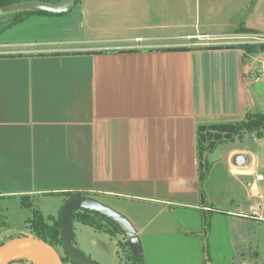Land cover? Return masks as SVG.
Returning <instances> with one entry per match:
<instances>
[{
  "label": "crops",
  "instance_id": "crops-1",
  "mask_svg": "<svg viewBox=\"0 0 264 264\" xmlns=\"http://www.w3.org/2000/svg\"><path fill=\"white\" fill-rule=\"evenodd\" d=\"M173 5L73 0L32 14L60 18L61 38L0 44V201L57 195L61 210L82 192L129 218L147 264H225L236 254L216 195L235 177L253 196L264 176L251 180L257 157L231 147L207 155L201 180L198 130L264 112V43L230 44L264 35V23L178 33Z\"/></svg>",
  "mask_w": 264,
  "mask_h": 264
},
{
  "label": "rangeland",
  "instance_id": "rangeland-1",
  "mask_svg": "<svg viewBox=\"0 0 264 264\" xmlns=\"http://www.w3.org/2000/svg\"><path fill=\"white\" fill-rule=\"evenodd\" d=\"M174 1L176 10L174 5L171 9L177 11L178 33L196 32V27L190 28L191 23L198 24L202 32H213L219 29L228 30L232 26L231 22H244L247 26L264 23V18H260V12L264 13V0H172V2ZM257 2L258 7H261L262 10L260 12L252 10ZM8 12L11 11L0 10V24L7 21ZM211 14L212 16H210ZM59 38H61V20L56 16L40 18L32 15L19 24L0 32V44H5L3 45L4 48L12 47L6 45L5 42L11 43L21 40L31 42ZM249 39L250 37H243V39L238 38L233 41L239 43ZM19 46L22 47L23 45ZM231 147L246 150L248 152L246 158L249 162L252 160V154L257 157L256 174L250 178L251 180H256L258 174L264 176V135L257 137L255 132H244L240 139L237 138L235 142L219 144L213 156L224 155ZM213 156L210 154L209 160L213 159ZM230 179V186L223 191L224 193L216 195L218 199L215 203V206L226 210V212L230 210V216L227 217L230 224L229 241L234 247L236 255L231 260L227 259L225 264H264V180L258 181L257 193L250 196V192L253 190L244 185L245 178L242 186L238 184L235 177ZM213 184H218V182L215 181ZM214 190L217 191L216 185ZM31 206H25L19 196L0 201V240L11 237L12 239L38 238L35 231L31 229L28 220L34 217L35 210L40 211L47 219L48 217L57 219L60 214L61 198L57 195L41 196L34 199ZM251 206L253 207L251 208ZM50 218L47 221L52 224L53 220ZM4 219L6 220L3 221ZM99 221L106 223L103 219ZM73 230L79 248L96 264H123V253L119 242L124 243L126 238L121 232L110 233L93 225L84 224L77 219L74 220ZM217 238V234L207 237L209 248L212 241L214 242ZM225 244L228 245L227 242L224 243V246ZM56 250L61 258L67 256L62 245ZM143 254L145 255L144 250ZM226 254V250L222 251L213 262H222L225 257L230 258ZM203 256V259L206 260L205 254ZM33 263V260L28 257H19L8 264ZM63 264H73V262L65 260Z\"/></svg>",
  "mask_w": 264,
  "mask_h": 264
},
{
  "label": "trees",
  "instance_id": "trees-1",
  "mask_svg": "<svg viewBox=\"0 0 264 264\" xmlns=\"http://www.w3.org/2000/svg\"><path fill=\"white\" fill-rule=\"evenodd\" d=\"M46 2V3H57L61 0H0V10L5 9L6 7L17 5L24 2ZM80 0H74V3L77 4ZM32 14H50L47 11L32 10V9H23L15 10L7 13V21L0 24V32H3L16 24H19L27 17ZM52 14V13H51ZM244 132H255L257 137H262L264 135V112L261 111H252L249 112L245 119L235 122H221L215 124L200 125L198 130V140H199V156L201 159L206 155V159L201 163L199 169V176L201 180L207 178L210 171V162L207 158V155L213 152L217 146L221 143L233 141L236 137L241 136ZM84 195L82 192L69 193V196L66 201L71 198ZM204 196V194H202ZM25 198V197H23ZM23 204L27 207H32L31 202H26V199L23 201ZM61 213V210H60ZM50 217H48L49 219ZM40 211H34V217L28 222H30V227L37 237L46 241L52 245L55 249H58L60 245L63 246V241L61 238V214L59 217L50 218L53 220V223H48V220ZM79 220L84 224H90L95 226L98 229L105 230L110 233L120 232L119 229L113 225L110 221L104 219L98 214L93 213L88 209L77 210L73 213V220ZM103 219L106 223L99 221ZM4 219L3 221H5ZM1 226V223H0ZM1 232V230H0ZM14 239L5 238L0 240V247ZM119 246L122 250L123 264H147L145 255L143 254L142 248L138 251H135L129 244L127 240L122 243L119 242ZM203 249L206 256V261H211L210 249L208 240L204 241ZM63 262L65 260H70L68 256L62 257ZM36 264V263H33Z\"/></svg>",
  "mask_w": 264,
  "mask_h": 264
},
{
  "label": "water",
  "instance_id": "water-1",
  "mask_svg": "<svg viewBox=\"0 0 264 264\" xmlns=\"http://www.w3.org/2000/svg\"><path fill=\"white\" fill-rule=\"evenodd\" d=\"M72 6L73 0H61L57 3L31 1L12 5L5 9L8 11L32 9L51 13H62L70 10ZM83 209H88L115 225L135 251L141 248L137 230L127 216L91 196L81 195L69 199L63 205L60 213L63 248L73 264H96L79 248L75 239L73 213ZM15 240H20V242L12 244ZM31 253H41L49 257L52 264H63V260L58 251L40 238L14 239L1 246L0 264H8L19 257H27V254Z\"/></svg>",
  "mask_w": 264,
  "mask_h": 264
},
{
  "label": "built area",
  "instance_id": "built-area-1",
  "mask_svg": "<svg viewBox=\"0 0 264 264\" xmlns=\"http://www.w3.org/2000/svg\"><path fill=\"white\" fill-rule=\"evenodd\" d=\"M200 37V36H198ZM238 39V38H235ZM243 44V43H248V44H254V43H264V35H259V36H252L250 37L249 40L245 41H240L239 43L237 41H233L230 44ZM218 44V43H216ZM215 45V44H214ZM260 77H264V67L260 71ZM258 179H263V175L258 176Z\"/></svg>",
  "mask_w": 264,
  "mask_h": 264
},
{
  "label": "bare ground",
  "instance_id": "bare-ground-1",
  "mask_svg": "<svg viewBox=\"0 0 264 264\" xmlns=\"http://www.w3.org/2000/svg\"><path fill=\"white\" fill-rule=\"evenodd\" d=\"M19 242L20 240H15L12 244H17ZM27 257L36 262L37 264H52L50 258L41 253L27 254Z\"/></svg>",
  "mask_w": 264,
  "mask_h": 264
},
{
  "label": "flooded vegetation",
  "instance_id": "flooded-vegetation-1",
  "mask_svg": "<svg viewBox=\"0 0 264 264\" xmlns=\"http://www.w3.org/2000/svg\"><path fill=\"white\" fill-rule=\"evenodd\" d=\"M85 196H87V195H85Z\"/></svg>",
  "mask_w": 264,
  "mask_h": 264
}]
</instances>
